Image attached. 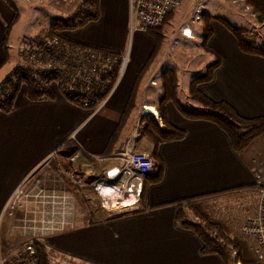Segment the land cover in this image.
I'll return each instance as SVG.
<instances>
[{
	"label": "crops",
	"instance_id": "0c3cea01",
	"mask_svg": "<svg viewBox=\"0 0 264 264\" xmlns=\"http://www.w3.org/2000/svg\"><path fill=\"white\" fill-rule=\"evenodd\" d=\"M50 3L55 7L65 5L62 0H50ZM29 4L32 3H21L22 9L29 12ZM12 11L5 1L0 0V70L4 67L6 49H14L15 44L27 36L19 37L14 33L16 25L7 31ZM96 14V20L60 34L82 46L122 54L128 26V0H96ZM208 25L210 36L207 43L220 57V65L209 82L199 85V92L211 101L226 102L240 117L264 116V60L240 53L233 37L217 22L211 20ZM133 33L138 34L134 35L133 41L144 39L141 35L145 33ZM152 48L151 41V46L136 60L130 49L120 80L96 109L68 103L57 94L55 87L53 100L30 102L25 97L24 87L19 88L12 111L0 113V213L13 191L33 172L41 175L49 194L69 192L62 181L65 179L56 174L52 154H58L68 169H74L80 163L87 165L89 161L85 156L88 155L105 159L114 154L112 151L109 157L101 155L124 110L134 78ZM148 86L157 88L156 100L153 99L156 103L152 100L146 102L144 97L139 100V88L134 110L114 148L120 143L124 147L131 138L135 151L139 150L138 146L146 154L152 150L151 145L133 131L140 106L153 108L155 113L151 112V115H156L157 118L153 117L161 126L156 110L158 81L149 80ZM144 111L142 115L150 114L146 109ZM94 113L101 120L90 125L96 117ZM163 113L166 122L183 135L179 140L158 146L157 153L163 167L159 182L145 186L138 201L119 212L126 215L117 213L97 222L89 213L94 223L86 220L79 227L54 232L48 238L37 240L43 244L49 259L53 254L55 263L71 264H222L217 256L202 255L196 236L179 227L175 221L174 203L202 202L200 205L211 220L220 221L239 237L245 218L253 216L256 211L257 193L247 171L253 149L249 148L253 143L243 151L235 152L228 137L215 125L182 117L170 102L164 104ZM111 166L110 161L100 162L95 169H90L89 174L94 170L95 179L96 171H106ZM89 174L83 179L92 181ZM224 196L228 197L226 201ZM38 207L34 202L33 211H38ZM134 211L136 213H131ZM11 221L7 216L0 218V257L14 249L9 241L10 232H14Z\"/></svg>",
	"mask_w": 264,
	"mask_h": 264
},
{
	"label": "trees",
	"instance_id": "16d2710c",
	"mask_svg": "<svg viewBox=\"0 0 264 264\" xmlns=\"http://www.w3.org/2000/svg\"><path fill=\"white\" fill-rule=\"evenodd\" d=\"M3 1L13 10L11 21L7 26L8 31L17 22L18 14L8 0ZM242 2L253 14L256 22L264 24V0H242ZM172 15L173 12L169 13L160 27L145 33L153 39V48L134 78L124 110L120 114L117 125L111 137L107 140L101 154L103 157H109L113 153L112 151L115 153L123 148V143H120L116 148L114 146L118 143L123 129L134 110L141 82L160 49L163 40L162 27L168 23ZM201 17L199 23L202 26L203 32L200 47L205 54L211 56L212 61L199 75L190 80L186 87L187 100L196 105L197 108L195 109L194 107V110H188L178 102L176 97L177 77L175 71L173 69H163L158 76V101L156 104L161 126H158L153 116L150 115H142L139 119L137 136L145 139L151 145L152 150L148 153V156L153 163V169L142 177L141 193L145 186L159 182L162 177L163 167L157 153L158 146L162 143L179 140L183 135L180 130L171 127L166 122L163 106L167 102L172 103L177 112L184 118L203 120L215 125L228 137L235 152L244 150L264 134V116L255 118L240 117L226 102L211 101L198 90L199 85L207 83L212 79L214 70L220 65V57L207 43L210 36L209 21L213 20L221 24L232 35L237 49L244 55L255 56L264 60V45L256 43L257 37L253 33L248 34L247 40L242 39L244 30L227 23L222 18L210 17L208 15ZM96 18V0H89L87 3L81 1L80 5L75 8L69 17L65 19H51L46 29L47 34L73 30L84 26L89 21L96 20ZM114 58L110 65L99 68L97 79L88 87L77 85L70 91L64 89L61 94L63 99L78 107H82L83 102L90 99H95L97 102L102 101L116 78L117 55ZM17 74L18 76H14L16 75L15 72H10L0 81V113L7 114L12 111L15 95L21 87H24L25 97L30 102L54 99L56 93L51 86L45 85V83H49L52 80L51 76H46L48 75L46 74L36 79L24 73L17 72ZM52 77L54 79V76ZM62 181L69 192L74 195L76 204L81 208V212L83 210L82 213H84V206L81 205L82 198L78 194V190L68 181ZM174 207L175 221L181 229L190 231L196 236L201 244L200 253L202 255L217 256L222 264H253L252 258L247 252L246 244L233 235L223 223L211 220L200 203L179 201L174 203ZM84 214L87 217L85 218L86 220L94 223L88 211ZM123 215L126 214H120L119 216ZM31 245L35 251V264H51L47 258L43 244L38 241H32Z\"/></svg>",
	"mask_w": 264,
	"mask_h": 264
},
{
	"label": "built area",
	"instance_id": "2783aa9c",
	"mask_svg": "<svg viewBox=\"0 0 264 264\" xmlns=\"http://www.w3.org/2000/svg\"><path fill=\"white\" fill-rule=\"evenodd\" d=\"M81 1L87 3L89 0ZM181 2L182 0H128L127 29L129 34L133 32L146 33L149 30L160 27L165 17L178 8ZM194 3V17L191 20L192 23L198 21L199 15L204 9L202 1L194 0ZM186 28L187 26H184L180 32L183 38L190 37L189 31L188 33L185 32ZM51 41L55 43L54 45L57 44L55 37ZM37 43L40 47H38L39 54L37 55L39 56L43 54L42 48L46 46V40L41 37L37 39ZM27 50L28 51L24 53L26 54L24 56L26 58L24 59L33 57V60L37 63L35 54H32L31 51H29L30 49L27 48ZM115 55L119 58V65L114 84L104 97L106 100L123 74L128 60L127 52L125 54L106 52L104 55L100 56L99 51L96 49L75 43H66L65 46L59 49L57 55L54 48L49 50L48 55L46 54L47 58L50 60L52 59L55 61L57 58L52 67L49 64L45 65L48 63L46 62L40 68L37 66L34 67L37 68L34 70H37L40 75L43 76L46 74L49 75L51 71H53L51 69L49 70L47 66L54 68L53 72H55L57 76H54L53 82L45 83V85L51 84L50 86L54 87L55 85L60 86L65 80L71 82L76 78L90 83L93 79V73L98 71L100 67L110 65L115 59ZM64 69L70 70L64 75L62 74ZM64 86L65 88H62V86H60V88L63 90L68 89V91L72 90L71 86ZM102 101L98 103L99 106L102 105ZM91 103L92 102H88V104ZM83 107L86 108L87 105L83 103ZM257 148L255 151L253 150L254 154L251 160L253 161V166L249 171L257 193L256 211L253 216L245 218L243 225L239 229V235L248 242L247 248L249 253L253 256L254 264H264V138L260 140ZM52 158L56 161V174L61 175L64 179L70 180L73 185L77 180L80 181L81 177L86 178L74 169H67L65 167V161L59 159L58 154H52ZM85 159L89 162L94 161L96 163L110 161L112 162L110 169L116 170V175L111 180L106 178V173L108 171L106 170L97 172L95 179L93 178L92 181H89L97 199L108 212L125 211L133 206L138 201L141 194L142 177L153 169V163L148 154L133 149L131 138L126 141L120 152L109 158H95L92 155H88L85 156ZM22 185L23 182L8 198L1 210L0 218L2 216H7L11 220L13 219L12 224L21 230L25 239L23 238L24 240L18 248L16 247L18 250H16L17 254H14L12 257L8 255L1 256L0 264H35V251L31 242L62 230V218L57 213L58 202L56 200L58 197H66L60 199L59 210L63 211L64 209L66 211L67 202L69 204L68 211H70L71 208L72 197L68 199L67 193L65 192L58 195L53 193L49 194L46 190L38 193L36 190L32 192L31 189V191L25 192ZM31 196L36 199L35 202L39 207L38 211L29 213L23 211V207L28 203L27 201ZM16 212L19 213L17 220L13 216ZM34 215L36 217H34Z\"/></svg>",
	"mask_w": 264,
	"mask_h": 264
},
{
	"label": "rangeland",
	"instance_id": "374dc122",
	"mask_svg": "<svg viewBox=\"0 0 264 264\" xmlns=\"http://www.w3.org/2000/svg\"><path fill=\"white\" fill-rule=\"evenodd\" d=\"M8 1L17 10V11L15 10V11L19 13V14L17 13L18 14V20L14 24L16 26L14 27L13 32L17 33V35L19 37L21 35H24V34H25L24 36H26V35L27 36L22 37L19 40V42L15 44L14 49L10 50L7 48L6 50L8 51V53H6V51L4 52V59H3L4 67L0 70V81L3 80L5 78V76L10 72H15L16 75H14V76H18L17 72H19V73H24L27 76H31V77H34L36 79H39V77L41 75L37 70H34V69H37L34 67L37 66L38 68H40L46 62H48V63H46L45 65L49 64L52 67V65L57 60V58L55 59V61L47 58L46 54L48 55L49 50L51 48H54L56 50V55H57V53H59V49L61 47L65 46L66 43L67 44L68 43L77 44L76 42L67 40L66 38H64L60 34V33H63L65 31L56 32L54 34L48 35L47 30H46L48 27V23L51 21V19H56V18L65 19V18L69 17L73 13L75 7L77 8L80 5L81 0H62L65 4L62 7L53 6L50 3V0H28V1L27 0H8ZM200 1H202V5H203L204 9L201 12V14L199 15V19L196 23L191 22V20L194 17V14H193V9L195 6L194 0H182L180 6L173 11L172 18L168 21L167 24H165L162 27L163 40L161 42L160 49L157 52V55H156L153 63L150 66L149 71L147 72V74L145 75V77L142 81V84L140 87V93L138 96L139 100L144 97L143 100L146 102L151 101V100L153 102H155L153 99L155 98V93L157 91V88L149 87L148 82H149V80L157 82L159 73L163 69L172 68L175 70L177 80H178V87L176 89V97H177L178 102L184 108H186L188 110H194L193 109L194 107H195V109L197 108L196 105L189 102L186 98V85H187V82L192 80L196 75H199L205 69V67L207 65H209L212 61L211 56H209L208 54H205L203 52L202 48L200 47L201 37H202L203 31H202V26L199 23V21L202 18L201 16H203V15H208L210 17L222 18L227 23L244 30V34H242V39H244V40H247L248 34L253 33V34L257 35L256 36L257 37L256 43L264 45V43H263V41H264V26L261 27L258 24V22H256V20L253 17V14L250 12L248 7L242 2V0H200ZM23 2L24 3H27V2L32 3V4H29V12L27 10L25 11L24 8L22 9L21 3H23ZM12 15H13V11H12ZM184 23H186V24H184ZM212 23H214V22H212ZM182 24H184V26L188 25L190 27L191 31L188 28L189 33H190L189 38L181 37L180 32H181L182 28L184 27ZM180 25H182L183 27ZM219 25L222 28H224L221 24H219ZM27 30H28V33H25ZM71 30H66V31H71ZM225 31H227V30L225 29ZM134 35H138V34H136V33L135 34L134 33L129 34L128 29H127L126 36H125V42H124V49H123L122 54H125L127 52L128 53L127 56L129 59L130 49H131V56L133 59L136 60L138 56L142 55L143 53H145L147 51L149 46H151V41L153 42V39H150L151 37L149 38L148 35L146 36L145 34H142L141 36H143L144 39L141 40L140 42H137V40L133 41ZM41 37H43L46 40V46L42 48L43 54L37 56L39 54V48H40L39 44L37 43V39L41 38ZM54 37L56 38V42H57L56 45H54L55 43H52V41H51ZM29 40H30V42H29ZM148 42L150 43L149 45H148ZM132 43H133V45H132ZM23 44H25V45H23ZM18 46H19V51H18ZM132 46H133V48H132ZM86 47H89V46H86ZM27 48L30 49L29 51H31L32 54H35V57H37V63L33 60V57H28L27 59H24V58H26V57H24L26 55L24 53L28 51ZM90 48L98 50L100 56H102L106 53L105 51L94 48V47H90ZM30 65H31V67H30ZM118 65H119V58H118ZM47 67L49 68V70L51 69L54 71V68H51L49 66H47ZM117 68H118V66H117ZM69 70L70 69H68V70L64 69L62 74H64V75L67 74L69 72ZM53 71H51V73L49 75H46V76H51L52 80L50 82H53V80H54L52 76H57V74ZM98 71H95L93 73V75H92L93 79L90 83L82 81L80 78H76V79L72 80L71 82L65 80L64 83L60 84V86H62V88H65L64 85L71 86L72 89L74 88V86L76 87L77 85H82L83 87H88L91 83H94V81L97 79ZM116 73H117V70H116ZM19 77H20V75H19ZM50 85L51 84H48V86H50ZM53 85H55V84H53ZM60 86L55 85L57 94H59V95H61L62 91H64L63 89L60 88ZM51 87H52V89L54 88V86H51ZM108 91H107V93H108ZM144 91H145V96H142ZM155 100H156V98H155ZM88 102H92V103L88 104ZM100 102H97L95 99H90L89 101H84L83 103L87 105L86 108H88V109H96L97 104ZM146 105H147V103H146ZM144 107L145 106H140V108L138 110L139 111L138 114L136 115V113H135L136 125H135V128L133 127L134 128L133 131L136 134H137L138 122H139L140 117L142 116V112H146V111H144L146 109L148 112H150V114L148 113V115H150V116H152L151 112L155 113L153 108L146 107L144 109ZM82 108H84L83 104H82ZM95 114L96 113H94L93 115H95ZM95 116L96 117L91 121L90 125L97 123L98 121L101 120V117H98V115H95ZM154 116H155V118H157L156 115H154ZM262 138H264V134L261 137H259L256 141H254L252 146L249 148V150L252 148L253 149L251 150L250 160H248V163H247L248 173H249L251 167L253 166V161H251V160H252L254 151L258 147V144ZM254 148H255V150H254ZM137 149H139V150H136V151L142 152L141 146H138ZM257 150H258V148H257ZM239 152H241V151H239ZM114 154H112V155H114ZM94 157L95 158H102L99 156H94ZM54 162L56 164L55 160H54ZM97 164H98V162L96 163L94 161L88 162L87 165L85 163L84 164L80 163L81 166L79 164L76 165L74 167V170L80 172V174H82V176L84 175L86 177L87 173L89 174L90 169H95ZM65 167L68 169L66 164H65ZM96 172H100V171H96ZM90 173H91V171H90ZM94 174L95 173L93 170L92 174L91 175L89 174V175L93 178ZM249 175H250V173H249ZM81 179L84 180L81 177L80 181H81ZM251 179H252V176H251ZM65 180L68 181L70 184H72L70 182V180H67V179H65ZM87 185L88 184H85L83 186H78L76 184V182L73 185L78 190V194L82 198L81 205L84 206V213H87V211H88V214L90 213L97 222H101L103 219L106 220L109 217L115 216L117 213L120 214L119 212H122V211L108 212L106 209H105V212H102V210L99 209V207H98V201H97V197H96L95 193ZM22 188H23V185H22ZM63 189H65V188H63ZM56 197H58V196H56ZM62 197L66 198L65 196H59L58 199L56 200L58 202L57 213L62 218V230L61 231L69 230V229L71 230L77 226L79 227L80 225H82V223H84L86 221L85 218H87V217L85 216L84 213H82L83 210L81 212V208H79V206L75 202L74 195L71 194L70 192L67 193L68 199H70L69 197H72L70 211H68V209H69L68 202L66 204V211L64 209H63V211L59 210L60 199ZM227 198L228 197L224 196L223 200L226 201ZM29 199H32V198H29ZM244 202H246V201H244ZM200 204H203V203L200 202ZM13 216L17 220L19 217V213L16 212ZM12 221H13V219H12ZM11 227L14 229V232H10L9 241L11 242L10 246H13L14 249H13L12 253L6 252L5 255L12 257V256H14V254L15 255L17 254L16 250H17L18 246L21 244V242L25 239V237H24V234L21 232V230L18 229L14 224H12ZM1 233H2V231L0 230V234ZM237 238H239V240H242L246 244V247H248V244H247L248 242L243 237H241L239 235V237L237 236ZM34 241H36V240H34ZM246 249H247L248 254L251 256L253 264H254L253 256L249 253L248 248H246ZM47 258L51 264H65V263L71 264L72 263V262L71 263L70 262H64L63 263L60 261L58 263H55L54 258H53V254L50 257V259L48 256H47ZM73 264H78V263H73Z\"/></svg>",
	"mask_w": 264,
	"mask_h": 264
},
{
	"label": "flooded vegetation",
	"instance_id": "af4514ba",
	"mask_svg": "<svg viewBox=\"0 0 264 264\" xmlns=\"http://www.w3.org/2000/svg\"><path fill=\"white\" fill-rule=\"evenodd\" d=\"M33 190H36L38 193L41 191H45V186L43 185V180L41 179V175L37 174V172H33L32 174H30L24 181H23V190L25 192H29ZM34 195V194H31ZM24 207H23V211L25 212H33V204L36 201V199L31 196Z\"/></svg>",
	"mask_w": 264,
	"mask_h": 264
},
{
	"label": "bare ground",
	"instance_id": "6f19581e",
	"mask_svg": "<svg viewBox=\"0 0 264 264\" xmlns=\"http://www.w3.org/2000/svg\"><path fill=\"white\" fill-rule=\"evenodd\" d=\"M187 32V31H186ZM88 178V177H87ZM76 184L78 185V186H83V185H85V184H88L87 186L89 187V188H91V184H90V182L89 181H86V180H81V181H79V180H77L76 181ZM91 190H92V188H91ZM93 191V190H92ZM97 201H98V207H99V209H101L103 212H105V210H104V206H103V204L97 199Z\"/></svg>",
	"mask_w": 264,
	"mask_h": 264
},
{
	"label": "water",
	"instance_id": "95a60500",
	"mask_svg": "<svg viewBox=\"0 0 264 264\" xmlns=\"http://www.w3.org/2000/svg\"><path fill=\"white\" fill-rule=\"evenodd\" d=\"M115 175H116V170H115V169H110V170H108L107 173H106V178H107L108 180H111L112 178L115 177Z\"/></svg>",
	"mask_w": 264,
	"mask_h": 264
}]
</instances>
